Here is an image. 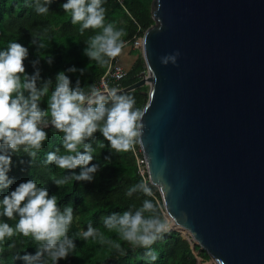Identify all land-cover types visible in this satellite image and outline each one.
<instances>
[{"label": "water", "instance_id": "95a60500", "mask_svg": "<svg viewBox=\"0 0 264 264\" xmlns=\"http://www.w3.org/2000/svg\"><path fill=\"white\" fill-rule=\"evenodd\" d=\"M151 12L146 70L119 90L147 86L138 143L169 228L215 264H264V0H152Z\"/></svg>", "mask_w": 264, "mask_h": 264}, {"label": "clouds", "instance_id": "9594fccd", "mask_svg": "<svg viewBox=\"0 0 264 264\" xmlns=\"http://www.w3.org/2000/svg\"><path fill=\"white\" fill-rule=\"evenodd\" d=\"M51 3L52 0H43V3L33 0V4L25 6H34L36 13L43 15L49 12L48 5ZM102 3L103 0H67L61 5L64 12L71 13L73 24L80 23L81 34L86 29H101L88 38L83 50L85 56L101 66L119 55L126 46L122 39L126 35L124 29H117L112 23L105 24L106 10ZM32 37L31 43L36 45L38 51L45 47L38 42V37ZM27 55L28 49L16 41L0 50V189L8 188L12 183L7 175L12 155L22 150L32 163L48 138L44 129L49 124L63 133L62 147L67 154H62L57 148L47 153L45 163L64 170L81 168L78 175L53 176L52 182L58 188L69 181L91 182L99 170L96 164L88 167L94 158L93 146L88 141L94 139V133L99 131L116 151H128L143 134L144 112L134 107L136 101L133 96L121 93L118 88L101 92L94 84L81 87L79 80L72 86L64 71L56 74L55 83L51 79L38 83L40 70L36 66L39 59L32 62L34 73L27 75L23 63ZM178 56L179 52L165 55L160 58V63L175 65ZM45 59L49 64L52 62L51 56ZM67 71L78 70L70 67ZM79 71L83 73L84 69ZM45 98L47 109L40 106ZM96 144L104 147L100 141H96ZM137 191L152 195L144 182L131 187L126 195L131 196ZM0 208L3 209L0 216L8 219L18 217L15 228L0 222V243L5 237H13L17 233L31 236L37 242L34 255H16V259L23 260L25 264H48V260L56 264L75 249L73 239L68 235L74 220L73 208L68 205L61 209L58 197L49 196L47 189L38 186L36 180L22 182L15 190L4 195L0 199ZM103 224L105 228L118 233L131 248L149 249L144 257L152 261L157 259V253L151 250L152 245L162 239L170 227L168 221L158 213L156 205L147 199L139 207L133 205L122 214L113 213L104 217ZM81 235L85 240L99 239L101 244L111 245L120 257L127 254L120 243L106 239L91 223ZM15 247V242L8 245L9 249Z\"/></svg>", "mask_w": 264, "mask_h": 264}, {"label": "trees", "instance_id": "16d2710c", "mask_svg": "<svg viewBox=\"0 0 264 264\" xmlns=\"http://www.w3.org/2000/svg\"><path fill=\"white\" fill-rule=\"evenodd\" d=\"M41 2L43 3V0ZM66 2L67 0H52L48 5L49 12L40 15L36 13L34 6H25L33 4V0H0V50H4L10 42L15 41L27 48L28 55L23 61L26 74L34 73L32 62L39 59L36 66L40 70L38 83L46 79H51L55 83L56 74L64 71L72 86H75L77 80L80 81L81 87L96 85L107 70L111 58L106 57L109 62L101 66L85 56L83 50L88 38L101 29L90 28L81 34L80 23L73 24L71 13L64 12L61 7ZM151 4L152 0H103L102 6L106 10L105 24L112 23L117 29L122 28L126 32L122 37L126 46L116 56L125 75L117 83H111L112 88H123L133 84L140 79V73L146 70L141 51L133 43L154 23ZM32 36L38 37V42L43 43L45 47L38 51L36 45L31 43ZM48 56L52 57L50 64L45 59ZM70 67H75L78 71L68 72L67 69ZM80 69H84L83 73L79 71ZM146 89L147 86L142 85L122 93L133 96L136 101L134 107L142 110L147 101V94L144 93ZM46 99L40 105L43 109H47ZM44 130L48 138L43 142V147L37 152L32 163L22 150L12 155L10 171L7 173L12 183L8 188L0 189V199L15 190L20 183L34 179L38 186L47 189L49 196L58 197V205L61 209L71 205L74 220L68 235L73 239L75 249L67 258L58 260L56 264H197V257L210 259L204 249L198 244L192 247L190 241L177 229L169 228L162 239L152 245L151 250L157 253V259L152 261L144 257L149 249H133L122 241L118 233L104 227V217L113 213L122 214L133 205L139 207L145 199L151 200L160 216L166 219L160 192L150 183L145 164L138 162V158L143 159L139 143L134 144L128 151L118 152L111 148L102 134L97 131L94 133V139L88 141L94 149V158L88 167L92 164L99 165V170L94 174L92 181H69L58 188L51 180L53 176L60 178L65 174L78 175L81 168L64 170L54 164L45 163L48 152L60 148L62 154L67 153L62 147L63 133L55 130L51 124ZM96 141L102 142L104 147H99ZM140 169H143V174L140 173ZM141 182L149 186L152 195H146L141 191L134 192L131 196L126 195L131 187ZM2 210L0 208V211ZM145 215L149 214L145 213ZM17 220L18 217L8 219L0 216V222H6L13 228ZM89 223L94 228H98L106 239L120 243L127 250V254L120 257L111 245L101 244L99 239H83L81 233L87 230ZM13 242L16 247L9 249L8 245ZM36 246L37 242L31 236L25 237L17 233L13 237H5L0 243V264H25L23 260L16 259V255L23 256L26 253L34 255ZM48 264L52 262L48 260Z\"/></svg>", "mask_w": 264, "mask_h": 264}, {"label": "built area", "instance_id": "2783aa9c", "mask_svg": "<svg viewBox=\"0 0 264 264\" xmlns=\"http://www.w3.org/2000/svg\"><path fill=\"white\" fill-rule=\"evenodd\" d=\"M133 45L135 47H139L142 45V37L137 38ZM125 75V71L121 64L118 63L117 58H111L109 66L105 73L100 77L99 82L95 85L97 89H99L101 92H107L112 87L110 86L111 83H117L123 76ZM119 89V87H118ZM139 163H144V159H139ZM140 173L143 174V169H140Z\"/></svg>", "mask_w": 264, "mask_h": 264}, {"label": "rangeland", "instance_id": "374dc122", "mask_svg": "<svg viewBox=\"0 0 264 264\" xmlns=\"http://www.w3.org/2000/svg\"><path fill=\"white\" fill-rule=\"evenodd\" d=\"M198 264H215V262L212 261L211 259L204 260V259L201 258V259H199V263Z\"/></svg>", "mask_w": 264, "mask_h": 264}, {"label": "crops", "instance_id": "0c3cea01", "mask_svg": "<svg viewBox=\"0 0 264 264\" xmlns=\"http://www.w3.org/2000/svg\"><path fill=\"white\" fill-rule=\"evenodd\" d=\"M124 59V58H123Z\"/></svg>", "mask_w": 264, "mask_h": 264}]
</instances>
